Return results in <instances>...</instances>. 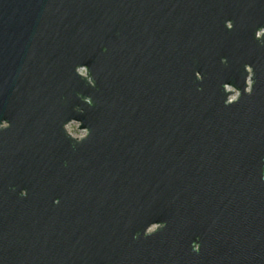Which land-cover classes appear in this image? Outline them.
Listing matches in <instances>:
<instances>
[{
	"label": "water",
	"instance_id": "95a60500",
	"mask_svg": "<svg viewBox=\"0 0 264 264\" xmlns=\"http://www.w3.org/2000/svg\"><path fill=\"white\" fill-rule=\"evenodd\" d=\"M0 264H264V0H0Z\"/></svg>",
	"mask_w": 264,
	"mask_h": 264
},
{
	"label": "rangeland",
	"instance_id": "374dc122",
	"mask_svg": "<svg viewBox=\"0 0 264 264\" xmlns=\"http://www.w3.org/2000/svg\"><path fill=\"white\" fill-rule=\"evenodd\" d=\"M233 91L234 92H233V95L231 97H235L237 95V91L234 89H233ZM66 129H67L68 133H70L72 136H75V137H80V136H83L85 134V130L79 129L77 122L69 123L66 126Z\"/></svg>",
	"mask_w": 264,
	"mask_h": 264
}]
</instances>
